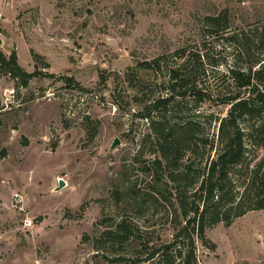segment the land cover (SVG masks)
Segmentation results:
<instances>
[{
  "label": "rangeland",
  "instance_id": "rangeland-1",
  "mask_svg": "<svg viewBox=\"0 0 264 264\" xmlns=\"http://www.w3.org/2000/svg\"><path fill=\"white\" fill-rule=\"evenodd\" d=\"M242 35L264 37V0H0V52L33 75L22 86L0 65V264H158L148 254L184 222L167 176L192 162L178 189L196 179L227 107L177 99L140 114L168 94L171 67L215 93L229 66L264 63L261 47L236 51ZM162 114L166 127L195 123L169 167L155 164L151 121ZM256 122H242L247 158L234 181L264 158L247 135ZM204 234L215 248L196 239L198 264H264V209Z\"/></svg>",
  "mask_w": 264,
  "mask_h": 264
},
{
  "label": "trees",
  "instance_id": "trees-1",
  "mask_svg": "<svg viewBox=\"0 0 264 264\" xmlns=\"http://www.w3.org/2000/svg\"><path fill=\"white\" fill-rule=\"evenodd\" d=\"M220 19L222 18L207 17L211 27L216 26ZM224 24L226 25V22ZM241 41L242 43L235 44L238 53L248 55L252 45L254 48L261 47L264 54V37L261 35L252 41L242 35ZM176 55L182 59L184 51H179ZM260 63L259 60L246 63L244 68L229 66L224 76L222 75L226 79V84L215 93L198 88L195 82L189 80L187 68L183 64L171 67L167 72L170 82L168 94L154 99L140 114V117L150 118L151 113L155 114L157 111L163 113L166 107L177 99L193 100L198 105L220 104L227 107L226 114L218 125V142L213 156L210 158L208 154L196 179L184 186L182 192L178 189L183 173L189 177L193 167L192 162L185 165L182 172L176 168L172 170L174 175L167 176L176 192L175 199L179 203L184 222L173 234L171 241L152 250L147 259H153L158 255V264H173L175 259L179 260L177 264H198L195 256L196 239L211 251L215 248L214 243L204 234L208 226L220 222L229 223L233 218L240 217L247 211L264 209V158L256 162L252 168L246 167L245 177L241 181L238 179L234 181L231 174V169L240 167L247 158V148L243 142L245 134L241 126L244 119L258 121L249 128L247 135L252 139L257 138L258 144L264 147V63ZM258 64L260 65L256 67ZM0 65L6 66L13 77L21 78L22 86H26L29 78L33 77L18 66L14 51L8 57L0 52ZM157 117L159 120L151 121V128L156 138L155 164L159 166L163 163L169 167L172 160L175 162L182 158L180 144L191 141L186 134L192 133L195 123L187 121L181 125L173 124L166 127L162 123L163 114ZM207 145V141L202 142V147L205 148ZM212 148L213 145L209 146V151ZM189 151L192 154L196 153L194 150ZM238 182L241 183L240 186L237 185ZM230 183L234 192L229 199H226L225 187ZM191 186L194 187L189 189ZM238 187H242L241 192ZM251 193H254L253 202L245 204L244 198Z\"/></svg>",
  "mask_w": 264,
  "mask_h": 264
},
{
  "label": "water",
  "instance_id": "water-1",
  "mask_svg": "<svg viewBox=\"0 0 264 264\" xmlns=\"http://www.w3.org/2000/svg\"><path fill=\"white\" fill-rule=\"evenodd\" d=\"M118 144H119V141H118L117 138H115V139L113 140L111 146H110V150L114 149ZM64 186H65V182H64L62 179H60V180L58 181V184H57V187L55 188V190L58 191L59 189H61V188L64 187Z\"/></svg>",
  "mask_w": 264,
  "mask_h": 264
}]
</instances>
